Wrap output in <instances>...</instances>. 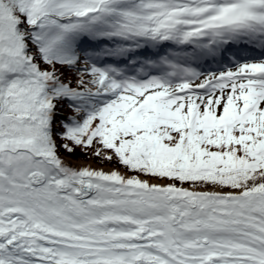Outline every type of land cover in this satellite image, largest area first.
I'll return each mask as SVG.
<instances>
[{
  "label": "snow or ice",
  "instance_id": "1",
  "mask_svg": "<svg viewBox=\"0 0 264 264\" xmlns=\"http://www.w3.org/2000/svg\"><path fill=\"white\" fill-rule=\"evenodd\" d=\"M0 264H264V0H0Z\"/></svg>",
  "mask_w": 264,
  "mask_h": 264
},
{
  "label": "trees",
  "instance_id": "2",
  "mask_svg": "<svg viewBox=\"0 0 264 264\" xmlns=\"http://www.w3.org/2000/svg\"><path fill=\"white\" fill-rule=\"evenodd\" d=\"M63 155H65V156H68V154H66V153H62ZM69 157V156H68ZM72 159H74V160H80V159H84V160H93L95 163H98L99 165H110V166H115V167H118V165H115L114 163H101L98 159H96V158H89L88 156H86L84 153H82L79 149H77V151H76V153H75V155H73V156H70Z\"/></svg>",
  "mask_w": 264,
  "mask_h": 264
},
{
  "label": "bare ground",
  "instance_id": "3",
  "mask_svg": "<svg viewBox=\"0 0 264 264\" xmlns=\"http://www.w3.org/2000/svg\"><path fill=\"white\" fill-rule=\"evenodd\" d=\"M77 164H81V165H91L93 167L97 166V163H95L94 161H80ZM102 168H104L105 170H109V169H112L114 167H110L108 165H103Z\"/></svg>",
  "mask_w": 264,
  "mask_h": 264
},
{
  "label": "rangeland",
  "instance_id": "4",
  "mask_svg": "<svg viewBox=\"0 0 264 264\" xmlns=\"http://www.w3.org/2000/svg\"><path fill=\"white\" fill-rule=\"evenodd\" d=\"M68 159H70L72 162H74V163H79L80 161H93L92 159L91 160H84V159H80V160H74V159H72L71 157H68V156H66ZM103 166V165H102ZM102 166L101 165H99L98 163H97V166H95V167H98V168H102ZM108 166H110V165H108ZM110 167H112V166H110ZM113 167H115V166H113ZM110 170V169H109ZM122 170V169H121Z\"/></svg>",
  "mask_w": 264,
  "mask_h": 264
}]
</instances>
